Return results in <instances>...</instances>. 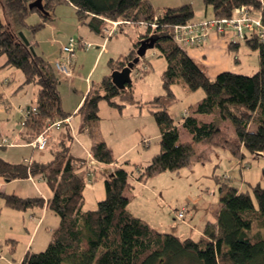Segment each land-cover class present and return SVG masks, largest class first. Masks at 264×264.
<instances>
[{
    "label": "trees",
    "instance_id": "trees-1",
    "mask_svg": "<svg viewBox=\"0 0 264 264\" xmlns=\"http://www.w3.org/2000/svg\"><path fill=\"white\" fill-rule=\"evenodd\" d=\"M32 1L0 0L5 19L0 18V56H5V65H13L21 71L22 83L37 85L35 105L26 108L22 120L27 142L41 133L49 121L69 116V113L62 108L59 78L53 63L32 51L18 32L25 27L35 32L51 20L55 6L67 3L74 7L78 21L96 33H102L104 20L118 22L116 29L121 24L144 27V33L131 38V49L127 53L108 59L109 73L89 88L76 111L82 117L79 132L98 118L100 100L117 109L126 104L144 106L151 113L158 130L159 151L138 169V181L145 182L165 170L179 173L192 162L193 143L197 142L227 150L238 160L244 158L245 152H259L264 157V43L254 36L244 39L250 48L258 50L256 72L248 75L226 70L209 78L184 47L172 39L174 25L194 20L191 3L157 9L150 0H42L46 11L42 13L29 9ZM201 1L204 6H210L211 17L228 18L238 7L244 6L260 11L264 22V4L260 0ZM33 12L38 13L41 20L28 24L27 16ZM143 45L155 49L165 60L160 74L163 93L145 101L134 98L132 81L118 89L110 78V72L123 68ZM178 78L191 90L201 88L203 96L184 109L187 114L182 112V119L177 122L168 107L175 101L172 84ZM214 111L232 123L234 135L222 130L213 120L200 117ZM179 123L189 133V140H180ZM72 139L68 129L53 151L52 159L45 162L11 163L0 157V176L6 180L28 178V173L42 176L52 193L47 207L59 218L44 250L28 249L19 264H61L66 259L71 264H170L171 260L185 256L196 259L198 264H264V238L259 231L252 232L253 225L264 228V186L256 183L250 185V189H242L221 182L219 191L223 196L216 222L205 225L206 241L200 243L189 237L159 232L129 212V198L124 193L129 187L127 159L105 177L104 198L93 209L83 210L85 182L77 173L83 159L69 153ZM89 151L99 162H115L111 147L104 141L94 143ZM224 179L230 176L224 175ZM2 196L5 205L17 211L42 206L44 202L41 196Z\"/></svg>",
    "mask_w": 264,
    "mask_h": 264
},
{
    "label": "rangeland",
    "instance_id": "rangeland-1",
    "mask_svg": "<svg viewBox=\"0 0 264 264\" xmlns=\"http://www.w3.org/2000/svg\"><path fill=\"white\" fill-rule=\"evenodd\" d=\"M155 7L160 5H177L179 0H152ZM181 2H191L194 9V16L198 18L204 17V4L201 0H180ZM210 10V6H207ZM0 18L4 21L2 9L0 8ZM39 14L36 12L30 13L27 16L28 24H35L40 21ZM52 24V25H51ZM55 26L53 28L52 26ZM110 20H104L102 29H110ZM22 33L28 40L33 51L41 55L46 60L53 63L55 59L61 62H66L69 55L61 50L63 45H66L68 38L76 37L79 41L89 42L92 47L85 48L77 46L71 53L70 71L73 73L71 77L57 73L59 78L58 90L60 97L66 107H70V112L74 106L75 100L84 92L88 79L89 83L95 85L104 74L108 71L107 61L110 56L126 52V48L131 45V38L136 37L140 33H144V27L136 24H121L112 34L96 33L88 28L87 25L78 21L75 9L67 3H61L55 6L51 20H48L44 25L32 32L28 27L22 29ZM104 37L108 39L105 42L104 48L106 52L102 53L103 45H101ZM243 41V39H239ZM186 49V48H184ZM101 50V51H100ZM100 51V55L97 53ZM153 48L146 47L144 50L146 63L139 62L137 75L134 72L131 74L133 79V95L137 100L144 101L151 98L154 94L163 93L161 87L160 74L165 66V60L162 57L151 55ZM114 52V53H113ZM96 56L98 58H96ZM241 57V55H240ZM97 59V60H96ZM5 56H0V134L7 136L12 140L18 134H23L25 128L22 124L27 106L31 108L35 105V93L37 85L29 82L22 83L23 74L13 65H5ZM94 65V66H93ZM93 69L89 72L91 67ZM137 69V68H136ZM145 70V71H144ZM231 70L241 72L240 68H232ZM212 77L214 75H209ZM251 72V71H245ZM207 74V73H206ZM248 74V73H245ZM8 80V82H7ZM172 90L175 94V101L168 107V112L173 116L175 121L182 119V112L188 109L189 105L196 103L202 96L201 88L196 90L189 89L185 82L178 78L172 84ZM61 101V103H62ZM102 105L107 107L104 100L99 101L100 109L98 112L106 116V112L101 110ZM135 104L124 106L121 114L123 119H127L130 124L132 120H136L138 116ZM116 113V111L111 110ZM134 111V112H133ZM145 113V111L143 110ZM77 115L71 120L72 129L77 120ZM153 124L147 127L146 135L149 136L150 145L148 147L139 146L136 150L152 151L153 154L159 151L158 138L155 136L157 132L156 124L151 115ZM202 119L213 120L219 125L218 118L215 114H205ZM126 123V122H125ZM64 129V128H63ZM222 130L227 131L230 135H234L232 123L225 119L222 125ZM123 130H127L126 128ZM74 132V129H73ZM137 135H131V141ZM180 138L182 140L189 139L188 132L180 127ZM16 142V141H15ZM123 143H119L120 148ZM195 150L192 162L183 167L179 173L165 170L155 176L147 179L145 188H137L134 191L135 197L131 202L137 203L138 210L149 209L154 212L155 220L152 222L158 225L163 232H170L178 235L181 238L190 237L194 241H206L204 235L205 225L209 222H216V214L222 203L223 193L219 191L221 182L229 185H237L242 189H250V185L259 183L264 186V157L260 155L245 152L242 163L238 159L233 158L227 150L218 148L206 142L193 143ZM73 148L75 147V142ZM7 150V151H6ZM55 150L54 141L50 138L47 145L43 149H33L31 146L24 148H0V155L8 154L10 158L24 159L32 157L36 160H49L53 156ZM6 151V153H4ZM14 151V152H12ZM134 154L136 152H132ZM131 154V155H132ZM16 156V157H14ZM25 156V158H21ZM230 179L225 180L224 175H229ZM215 177L219 178V181ZM91 178V182H85L84 187V204L83 209L94 208L99 200L104 198V179ZM16 186L20 190L29 194L35 192V187L43 191L44 194H49L50 190L43 180H19ZM100 189V195H99ZM133 191L132 187L126 189V192ZM32 192V193H33ZM29 194L30 196L32 195ZM28 195V196H29ZM0 201L2 197L0 196ZM152 209V210H151ZM183 209V218H177V211ZM31 214L30 210L23 213L26 220V227L15 216L12 217L3 213L0 216V264H19L25 251L29 248L31 251L44 250L49 236V230L53 226L55 220L58 222V216L53 212H48L42 224H39L38 230L34 232L30 247H26L30 233L33 231L35 220H27ZM30 224H28V222ZM259 231L264 238V228H258L253 225L252 232ZM178 260V261H177ZM173 259L170 264H198L196 259L186 257L181 259ZM88 261V260H86ZM87 263V262H86ZM61 264H71L67 259Z\"/></svg>",
    "mask_w": 264,
    "mask_h": 264
},
{
    "label": "crops",
    "instance_id": "crops-1",
    "mask_svg": "<svg viewBox=\"0 0 264 264\" xmlns=\"http://www.w3.org/2000/svg\"><path fill=\"white\" fill-rule=\"evenodd\" d=\"M150 1L152 3L153 7H155L153 1L152 0H150ZM260 2L262 4H264V0H260ZM184 3H191V2H181L179 0V4H177L175 6L165 4V5H160L158 7H155V8L161 9L164 7H178ZM211 16H212V10L211 9L209 10L207 6H204V17L203 18H210ZM203 18H198L195 16L193 17V19H203ZM116 26L114 28L113 33L116 32ZM52 27L55 28L54 25ZM109 27L110 28L112 27L111 23H110ZM104 32H106V28H105V31H104V28L102 29L101 34H104ZM249 36L250 35H248V37ZM105 42H108V39H106L104 37V39L101 43V45H103V49H101V50H103L102 53L106 52V47L104 48ZM126 49H127L126 52H123V53L117 54V52H115V54L110 56L109 59L110 58H116V57H119V56L127 53L131 49V45L128 46ZM100 51L97 53V56L100 55ZM185 51L191 58H193L197 62V64H199L203 68L205 74L207 73L206 74L207 76H208L207 71H209V73H210L209 75L216 76V74H218L221 71H226V70L233 71V70H231L232 68H240L243 70L241 72H237V71H233V72L242 73V74L248 73V75H250V74H253L254 72H256L259 68L258 50L250 48L248 46V44L246 43V39H243V41H240L239 39H237L231 31H227V34L225 33L224 35H219V34L215 33L214 31H210L209 34L207 35V38L205 39V41L203 42L202 45L186 47ZM151 55L162 57V56L158 55L157 51H152ZM240 55H241V57H240ZM97 56H96V58H98ZM69 59H70V56H69ZM71 62L72 61L70 59L69 60V66H70ZM140 62L142 64L146 63L145 54L142 58H140ZM93 66L91 67L89 72L93 69ZM136 68L131 71V74H132V72H134L135 76L137 75V71H138V67H136ZM164 68H165V66H164ZM107 69L109 71L108 66H107ZM245 71H251V72H245ZM107 73H109V72H107ZM208 77L212 78L210 76H208ZM85 78H86V81L88 84H87L84 92H82V94L79 96V98L77 100H75V102H74L75 104H74V106L70 112L68 111V109H70V107L69 108L66 107L62 101L63 99L61 98L62 108L64 111L69 113V116H71V120L74 118L75 115H77V117H78L75 124H74V128H73L74 132H73V129H72V131H70L73 139H72V142L70 143L69 153L76 158L84 159L86 156V151L90 150L91 145H93L94 143L99 142V141L106 142V144L109 145L113 151V154L115 157V162L109 163V164H105V163L101 164V162H100L95 167V179L96 178L97 179H105V173L108 172V170L113 169L114 167L120 166V162L122 160L127 159L129 161V164L126 165V168L130 173L129 174V187L133 188L132 192L131 191L126 192V189H129V187H127L124 191V193L129 198L127 208L129 210V212H131L133 215L142 218L151 227L158 230L159 232H163L161 230V228L158 226V225L161 226V224L157 225V224H154L152 222L153 220H155V216H154V212L150 211V208L147 210H145V209L138 210L139 208H138L137 203L131 202L132 198L135 197V194H136L134 192L136 190L135 186L137 185V188H145V186H147V184H146L147 180L145 182H141V181H138L136 179L137 171H138V169H140L141 166L145 165L150 160L152 155H154L153 152L149 151V150H147V151H144L143 149L141 151L136 150L137 147H139L140 145L144 146V147H148L150 145L149 144L150 142L143 143L142 138L143 137H149L145 134L146 133L145 131H146L147 127H149L150 125L152 127L153 121L151 118V113L144 106L135 105L136 108H138V109H136L134 111L138 110V113L136 114V116H138V118L136 120H132V122L129 124L127 119H123L121 117V114L124 110V106L121 109H117L115 107L109 106L108 104H107L106 108L104 107V105H102L101 110H103L104 112L107 113L106 116L104 114H101L100 112H98V118L90 121L89 124L85 127V129L83 131L79 132V126H80V123L82 122V117H81L80 113H78L76 111H77L78 107L80 106V104L82 103L84 96L87 94L89 88L91 86H93V84L89 83L87 77H85ZM131 81L133 82V79H131ZM7 82H8V80H7ZM158 94H161V93H158ZM154 95H156V94H154ZM148 99H150V98H148ZM148 99H145V100H148ZM126 105H129V104H126ZM99 109H100V106H99L98 110ZM111 110L116 111V113L112 112ZM143 110L145 111V113L143 112ZM212 114H215V117L218 118V122L220 121L219 122L220 124L218 126L220 128H222V125L224 124L225 119L221 118L218 111H214ZM202 116L203 115H201L200 117L202 118ZM180 127H182L181 123L178 124L179 132H180ZM125 128L127 129L126 131L123 130ZM67 130H68L67 127L64 126L58 131H52L51 132L49 139L50 138L53 139L55 149L58 146L59 140L64 137ZM135 132H137L136 137L130 141L129 138L131 137L132 134L134 135ZM155 136L158 138V130H157ZM188 136L190 137L189 133H188ZM180 140L186 141L189 139L182 140L180 138ZM12 141H13L14 145L5 146V147H1V148L2 149H5L7 147L24 148V147L29 146L28 142L25 139L24 134H18L17 136L12 138ZM74 142H75V147L78 148V150L77 149L75 150L73 148ZM119 143H123V144L120 148H118V150H116V148L119 147ZM6 151L4 153H6ZM12 152H14V151H12ZM132 152H134V153L136 152V154H134V157H132L133 156ZM255 155H259V154L256 153ZM0 157L5 159L8 162H11V163L22 162L21 159L17 160L16 158H10V156L8 154H4L3 156L0 155ZM14 157H16V156H14ZM52 157L50 159H52ZM21 158L23 159V158H25V156H21ZM32 160L38 161V162L48 161V160H43V159L36 160L33 157H32ZM238 161L240 163H242V161H240V160H238ZM136 166L138 167L137 169H135ZM83 168L84 167H82V165H80V167H78V169H77L78 175H83ZM23 179L30 180L32 182H34L36 179L44 181V179L42 178V176L40 174L35 175L34 178H32V180L30 178H23ZM23 179L6 180L0 176V196L2 197V201H0V216L3 213H6L7 215H10L12 217L15 216L24 225V228L26 230H28V228L26 227V224H27L26 220L23 217V213L25 211H17V210H14V209L7 207L5 205L4 198H3L2 194H14V195H17L19 197L41 196L43 198L44 202H43L42 206H35V207L28 209L31 211V214L29 215L27 220H31V219H34V217H37V219L35 220V225H34L33 231L30 233L29 238H28L27 243H26V247H30L31 246L30 243L32 241V237L34 235L35 230L36 231L38 230V228L40 226L39 224H42L43 220L45 219L46 214L48 212H50V210L47 207V199L51 196L52 193H51V190L49 189L50 193L44 194L43 191H41V190H39V188L35 187L36 191L35 192L32 191L33 193L32 192L29 193V194L32 193L31 196L29 194H25L26 192L23 193L20 190V188L16 186V182H18L19 180H23ZM90 182H88V183H90ZM98 192L100 195V189ZM83 193H84V190H83ZM103 193L105 196V189L103 190ZM84 200H85V197H84ZM90 209H93V208H90ZM86 210H88V209H86ZM29 222H31V221H29ZM29 222H28V224H30ZM54 223L57 225L58 224L57 220H55ZM54 228H55V226L50 228L51 231L49 230V236L50 237H51L52 230ZM163 233H170V232H163ZM50 237L48 238L47 243H48ZM47 243H46V245H47Z\"/></svg>",
    "mask_w": 264,
    "mask_h": 264
},
{
    "label": "built area",
    "instance_id": "built-area-1",
    "mask_svg": "<svg viewBox=\"0 0 264 264\" xmlns=\"http://www.w3.org/2000/svg\"><path fill=\"white\" fill-rule=\"evenodd\" d=\"M127 22V21H126ZM112 27L107 31V34H111L114 31L115 26L118 22L110 21ZM153 26V24H152ZM210 31H214L219 35H224L227 31H231L237 39H244L248 35L254 36L259 42L264 43V22L260 11L249 10L244 6H240L235 10V13L231 17L224 18H203L194 19L186 23L176 24L172 29L173 41L184 48L189 46H200L203 44L207 35ZM78 45H82L85 48L92 47L89 42L77 41L75 37H70L67 44L63 45L61 50L67 53L69 56L74 51V48ZM69 58L66 62H61L59 59L53 61V65L57 73L64 75L65 77H71L72 72L69 68ZM187 114V111H183V115ZM71 116H66L61 119H55L49 121L44 130L34 137L30 142L29 146L33 149H43L46 147L48 139L52 131H58L62 127L66 126L70 131L72 127L70 125ZM144 143L149 142V138L143 137ZM14 145L13 141L7 136L0 134V148L5 146ZM31 158L24 159V162L30 164ZM100 162L96 160L90 151H86V156L82 161L81 165L83 168V175H80L84 182H90L91 178L95 177V167ZM102 164V162H101ZM113 169L108 170L105 173V177ZM225 175V177H229ZM28 178L32 180L33 175L28 173ZM183 209L177 211V218H183Z\"/></svg>",
    "mask_w": 264,
    "mask_h": 264
},
{
    "label": "water",
    "instance_id": "water-1",
    "mask_svg": "<svg viewBox=\"0 0 264 264\" xmlns=\"http://www.w3.org/2000/svg\"><path fill=\"white\" fill-rule=\"evenodd\" d=\"M29 9L35 8L41 11L42 13H46V11L43 8L42 0H34L28 4ZM19 37L21 40L29 45L28 40L23 35L22 31L18 32ZM146 47H150L149 45H143L139 52L137 53V56L134 57L131 61H129L123 68L121 69H114L110 72V78L111 82L118 88L123 89L125 86L131 82V71L133 69V65L137 63L140 56L144 54V50ZM30 49L33 51L32 47L30 46ZM260 156H262L261 153H257Z\"/></svg>",
    "mask_w": 264,
    "mask_h": 264
},
{
    "label": "bare ground",
    "instance_id": "bare-ground-1",
    "mask_svg": "<svg viewBox=\"0 0 264 264\" xmlns=\"http://www.w3.org/2000/svg\"><path fill=\"white\" fill-rule=\"evenodd\" d=\"M248 8V7H247ZM227 34V33H226ZM84 160V159H83Z\"/></svg>",
    "mask_w": 264,
    "mask_h": 264
}]
</instances>
